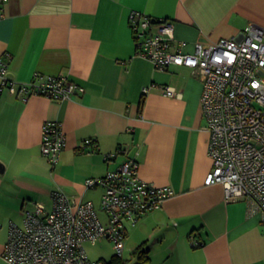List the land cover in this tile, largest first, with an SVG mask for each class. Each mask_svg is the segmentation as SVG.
I'll list each match as a JSON object with an SVG mask.
<instances>
[{"label": "crops", "instance_id": "obj_1", "mask_svg": "<svg viewBox=\"0 0 264 264\" xmlns=\"http://www.w3.org/2000/svg\"><path fill=\"white\" fill-rule=\"evenodd\" d=\"M0 10V57L10 54L12 81L66 74L85 87L71 99L24 100L0 77V264L23 205L51 209L55 190L98 204L104 188L87 179L129 156L143 179L173 190L160 209L127 222L124 257L132 264H264L260 209L246 197L228 201L219 183L205 184L213 160L202 78L184 65L156 68L138 54L129 25L134 10L172 19V49L181 44L192 53L196 43L240 35L252 23L264 27V0H0ZM48 120L61 122L67 137L54 167L41 150ZM141 244L144 261L134 254Z\"/></svg>", "mask_w": 264, "mask_h": 264}, {"label": "built area", "instance_id": "obj_2", "mask_svg": "<svg viewBox=\"0 0 264 264\" xmlns=\"http://www.w3.org/2000/svg\"><path fill=\"white\" fill-rule=\"evenodd\" d=\"M4 16L0 10V20ZM174 23L130 12L138 54L158 69L184 65L202 78V107L213 160L205 184L223 185L228 201L246 197L264 219V27L252 23L240 35L196 43L190 53L181 44L172 49L177 42ZM10 59L7 53L0 57L2 86L24 100L32 95L71 99L85 92L83 85L66 74L36 73L29 82L12 81ZM161 87L167 95L179 96L174 88ZM143 88L147 93L151 87ZM42 130V155L54 167L65 148L66 133L61 122L53 120L46 121ZM91 142L86 140V144ZM139 169V161L129 156L103 177L87 179L88 187L104 188L98 204L55 190L51 209L42 202L23 205V223H11L5 243L6 264H106L105 259H91L86 253V243L104 240L111 241L115 254L124 257L127 222L137 224L146 212L160 209L173 195L172 187L146 181Z\"/></svg>", "mask_w": 264, "mask_h": 264}, {"label": "rangeland", "instance_id": "obj_3", "mask_svg": "<svg viewBox=\"0 0 264 264\" xmlns=\"http://www.w3.org/2000/svg\"><path fill=\"white\" fill-rule=\"evenodd\" d=\"M86 251V253H88L91 259L103 258L109 260L116 253L113 243L109 240H104L98 242L97 244L87 243ZM124 255L128 257L129 252L126 251ZM133 260L129 264H132Z\"/></svg>", "mask_w": 264, "mask_h": 264}, {"label": "trees", "instance_id": "obj_4", "mask_svg": "<svg viewBox=\"0 0 264 264\" xmlns=\"http://www.w3.org/2000/svg\"><path fill=\"white\" fill-rule=\"evenodd\" d=\"M134 254L138 255L141 261L146 260L147 259V257H145L146 249L144 250V244L139 245L135 249ZM130 262H131V258L121 257L116 254L112 256L110 260H106V264H128Z\"/></svg>", "mask_w": 264, "mask_h": 264}]
</instances>
